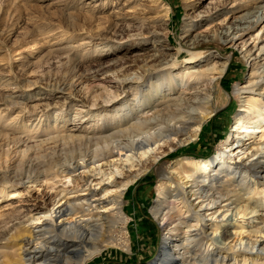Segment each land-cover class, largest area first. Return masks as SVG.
Returning <instances> with one entry per match:
<instances>
[{
	"label": "bare ground",
	"instance_id": "6f19581e",
	"mask_svg": "<svg viewBox=\"0 0 264 264\" xmlns=\"http://www.w3.org/2000/svg\"><path fill=\"white\" fill-rule=\"evenodd\" d=\"M168 17L169 10L165 8L162 26L166 25ZM263 20L264 7H260L254 18H241L234 31L225 32L224 42L236 44ZM135 30L137 33L131 37L138 38L142 34L139 33L141 28L136 26ZM127 31L118 23H111L105 32L117 36ZM190 31V26H185V34ZM101 37L105 40L103 47L96 48L93 53L113 50L115 45L109 42L106 33ZM204 42V38H198L189 46L190 56L180 73L171 68L178 60L175 55L168 63L160 64L147 74L122 80L124 88L128 87L132 92V99L122 98L106 108L103 104H110L112 100L102 95L104 103L82 117H88V121L96 116L100 118L93 132L62 133L61 128L75 122L82 114L72 119L68 112H57L53 125L56 135L50 136L48 142H42L38 149L28 146L21 161L0 173V184L23 185L25 181L30 183L39 179L49 183L54 179L66 180L79 170L95 167L94 174L84 177V188H88L83 190V196L87 197L59 199L60 193L55 191L58 195L51 200L53 208L45 213L40 226L29 228L23 222L13 226L8 248L15 264H88L105 251H129L125 196L139 178L142 168L155 169L159 174V198L152 214L164 232V242L158 259L152 264L264 262L261 243L264 239V214L261 212L264 210V58L263 62L258 61L264 56V46L254 57L256 62L252 65L249 85L235 88L238 98L247 91L250 94L242 100L243 109L237 114L232 136L223 142L230 143L233 152L243 150L245 140L260 133L253 153L246 159L242 157L241 163H233L231 157H226L223 143L216 156L207 160L183 157L168 163L166 160L170 155L166 151L157 153L165 144L177 150L199 139L215 111V84L224 74L229 59H222V63L215 65L197 66L200 57L191 51ZM252 50L247 52L250 59L254 56ZM207 57L213 61L218 59L213 53ZM74 64L73 57L67 58L60 77L48 78L51 91L73 88ZM102 80L106 82L108 78ZM185 89H189V93ZM3 102L11 106L21 105L12 96H7ZM174 141L176 143L171 144ZM43 146L50 151L37 157ZM31 151L33 154L37 151V154L31 157ZM123 153L126 157L123 163L131 162L124 166L128 170L118 172L120 177L112 173L106 180L98 179L101 170L96 164L115 157L122 161ZM138 155L142 161L139 159L140 163L136 164L134 160ZM50 158L53 159L49 161ZM136 167L138 173L133 174ZM94 182H98L95 186H100V190L92 188ZM92 198H96L95 201H91ZM237 202L240 207L235 211L232 206ZM101 209L105 211L101 212ZM254 221H261L263 225L255 226ZM10 222L14 220L10 219ZM247 222L251 226H247ZM246 229H250L246 231L249 234L256 235L255 242L240 238Z\"/></svg>",
	"mask_w": 264,
	"mask_h": 264
},
{
	"label": "rangeland",
	"instance_id": "374dc122",
	"mask_svg": "<svg viewBox=\"0 0 264 264\" xmlns=\"http://www.w3.org/2000/svg\"><path fill=\"white\" fill-rule=\"evenodd\" d=\"M260 7H264V0H0V173L21 161L28 146L38 149L42 142H48L56 135L53 125L57 112H68L72 119L82 114L75 122L61 128L62 133H90L98 127L100 118L96 116L93 121H88V117H82L104 103L102 95L112 100L110 104H103L106 108L122 98H133L122 80L147 74L160 64L168 63L175 55L178 60L171 68L180 73L190 56L189 46L198 38H204L205 42L191 51L200 57L197 66L215 65L222 63V59H229L224 74L215 84V111L199 139L177 150L165 144L157 153L166 151L170 155L166 160L168 163L183 157L214 158L221 144L232 136L237 114L243 109L242 100L250 94L245 91V95L238 98L235 88L249 85L252 65L256 62L254 57L264 46V20L236 44L224 42L225 32L234 31L241 18H254ZM165 8L169 10V17L162 26ZM111 23H118L128 31L119 33L118 37L108 35L105 31ZM136 26L142 33L138 38L131 37L137 33ZM185 26H190L188 34L184 32ZM105 33L109 42L115 45L113 50L93 53L96 48L103 47L105 40L101 35ZM250 50L254 54L251 59L247 57ZM210 53L218 59L209 60ZM69 57L75 59L73 88L51 91L48 78L60 77ZM263 58L258 61L263 62ZM104 78L108 80L105 82ZM188 90L185 89L187 93ZM7 96L16 98L21 105H7L3 102ZM260 136L257 133L255 137L247 138L243 150L233 152L230 143H223L222 150L227 158L233 159L231 162L241 163L242 157L246 159L253 153ZM47 148H40L37 157L50 151ZM31 152V157L37 154V151ZM121 159L115 157L96 164L101 170L97 178L106 180L112 173L120 177L118 172L125 173L128 168L124 166L131 164L123 163L124 153ZM139 159L138 155L134 160L136 164L140 163ZM94 169L89 166L69 179H54L50 183L39 179L30 183L25 181L23 185L0 184V264H15L8 248L13 226L20 222L29 228L40 226L45 213L53 208V198L59 193V199L87 197L83 196V190L88 188H84V177L94 174ZM138 169L136 167L132 173H138ZM158 175L155 169L142 168L137 181L127 190L124 212L129 219L126 230L130 250L105 251L88 264H152L158 259L164 242V232L152 214L159 198ZM97 183L94 182L92 188L100 190V186H95ZM239 207V202L232 206L235 211ZM261 212L264 214L263 209ZM38 218L42 220H36ZM248 223L246 225L251 226ZM253 224L263 225L261 221ZM248 230L240 238L255 242L256 235L249 234ZM261 243L264 247V239Z\"/></svg>",
	"mask_w": 264,
	"mask_h": 264
}]
</instances>
